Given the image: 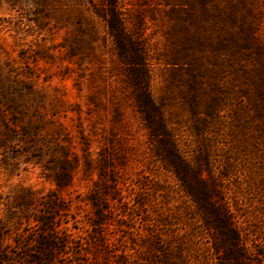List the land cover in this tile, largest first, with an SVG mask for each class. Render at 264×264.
Masks as SVG:
<instances>
[{"label": "rangeland", "instance_id": "1", "mask_svg": "<svg viewBox=\"0 0 264 264\" xmlns=\"http://www.w3.org/2000/svg\"><path fill=\"white\" fill-rule=\"evenodd\" d=\"M109 5L169 135L264 246V0H0V264H29L43 228L66 243L55 264H222L149 137Z\"/></svg>", "mask_w": 264, "mask_h": 264}, {"label": "trees", "instance_id": "2", "mask_svg": "<svg viewBox=\"0 0 264 264\" xmlns=\"http://www.w3.org/2000/svg\"><path fill=\"white\" fill-rule=\"evenodd\" d=\"M108 8L104 22L113 38L118 54L127 60L129 65H132L129 76L136 94L138 110L144 119L149 137L158 147L160 160L166 169L172 171L181 190L185 191H183L184 195L197 205L202 213L204 212L205 219H208L207 228L215 233L213 239L216 244L213 249L214 253L219 254L218 258L222 264H264L263 244H248V233L238 225L229 210L216 203L213 197V188L210 183L204 182L199 166L186 157L169 135L162 113L154 106L148 96L145 71L141 67L135 70V64L140 66L142 60L135 55V47L126 39L124 21L119 17L114 5H109ZM92 206L94 219L91 218L90 225L94 235L103 238L106 245L103 233V213L100 210L99 201L93 199ZM204 220L202 221L204 222ZM40 223L46 225L48 219L42 220ZM151 236V231H148L147 237ZM62 240L57 230L43 228L40 234L31 241L35 249L26 254L29 259L28 263L55 264V259L59 255L58 248L66 244ZM169 251L171 252L170 249ZM181 254V252H176L175 258L179 259L182 257ZM30 258L32 259L30 260ZM172 258L170 253L168 256L165 255L162 257V264H173L174 259Z\"/></svg>", "mask_w": 264, "mask_h": 264}]
</instances>
